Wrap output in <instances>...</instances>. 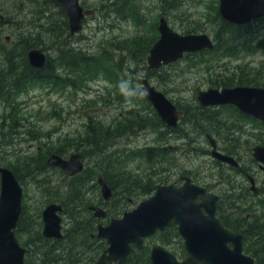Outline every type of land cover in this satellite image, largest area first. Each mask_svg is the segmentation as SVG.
<instances>
[{
    "label": "rangeland",
    "instance_id": "obj_1",
    "mask_svg": "<svg viewBox=\"0 0 264 264\" xmlns=\"http://www.w3.org/2000/svg\"><path fill=\"white\" fill-rule=\"evenodd\" d=\"M173 1L174 3L172 0H79L81 6L93 8L95 13L93 16L86 17L78 34L69 38L63 27L65 18H59L58 8L53 7L47 0H0V15L2 19H8L7 22L0 23V41L12 46L14 41L18 43L22 37L33 38L43 45L36 44L32 48L40 47L50 57L55 53L54 50L51 51V45L56 48L58 44L66 41L70 48L79 49L88 56H106L103 58L105 60L101 61L104 66L95 76H92L91 72L65 70L66 66L62 65L63 68L58 71L59 81L55 85L36 81L35 84L24 86L13 92L14 105L7 106L0 102V166L9 160L18 163L28 156H37L33 155L37 147L43 151L46 148L61 149L69 138L74 139V144H71L74 146L84 134L89 118L92 119V123L110 127L123 121L127 107H139L144 112L150 113L148 116H151L153 111L151 105L142 97V99H136L138 98L137 92L140 90L141 78H146L150 85L173 102L177 108H186L187 112L197 105L195 94L198 90L207 87H220L217 84L220 80L229 77L257 80L259 84L256 86L261 87V83H264V51L256 48H249L237 57L218 58V56L211 55L214 59L210 63L211 70L209 72L204 66L191 67L195 58L190 56H184L175 63L165 65L159 68L156 73L148 70L145 61L147 46L157 38L156 25L160 15L166 19L174 31L180 34H186V32L206 33L211 38L213 37L212 30L215 29L217 23L215 9H217L218 0ZM133 13H135V17H131ZM48 21L54 25V30L46 29ZM259 29L260 23L253 21L251 23L253 37L260 32ZM5 36L9 37L8 41L4 39ZM0 49L2 48L0 47ZM2 52L6 51L2 50ZM119 55L124 57L122 65L127 68V73L122 74L116 66V58ZM2 57L0 52V58ZM78 60L79 57L76 61ZM18 61H23L21 56L18 57ZM65 77L66 80H62ZM235 83L232 84L236 85ZM123 86L128 88L127 93L131 92L128 96L133 97V102L129 104H126V101H123L119 96V93L120 95L123 93ZM230 108L218 106L207 110L215 113L210 115L215 116V119L221 124L227 123L229 127H232V130H229L231 138H228L230 139L228 143L227 139H223V135L218 133L221 132L219 129L213 133H203L202 130L191 129L184 122L185 119L179 118L177 125L182 129V135L168 134L166 131L163 132L162 128L159 129L161 135H164L163 147H167L169 152H166L164 158H157L159 161L154 160L152 165L153 169H161L166 166L165 171L158 170L165 179L163 183L176 178L178 172H187V174L191 172V179L195 184L207 185L211 190L217 188L225 190V198L219 202L217 212L222 211L226 214L225 209L229 207L232 214L227 218L232 224L236 223V226L247 214L252 213L254 219L259 218V220H253L252 223L242 220V229L259 234L260 244H263L264 175L258 170L256 162L250 156V148L264 142V124L249 118L238 119L237 123L236 114ZM133 132L130 135L126 133V135L114 138L115 144L104 146V151L101 154H104L105 151L107 154L116 152L115 146L133 151V149L156 145L154 139L157 137V133L152 128L141 131L134 129ZM205 134L211 136L219 148L232 147V140L238 137V147L235 150L237 154H235L240 167L243 170L245 168L251 170V173L256 176V184L260 188L256 195L252 196L244 191L243 183L244 181L247 183L245 178L235 176L236 174L212 162L213 159L210 155L205 153L209 149ZM176 147L178 150L175 149ZM70 148L67 149L70 150ZM116 155H118L117 152ZM89 158L83 159L84 169H86L87 163L93 165L95 162ZM127 168L133 172L142 169L143 174L149 172L148 166L138 158L130 162ZM60 172L61 174L55 169L52 170L57 178L48 187H54V185H58L59 180L62 182L64 179L69 185L70 179L74 178L67 177L62 171ZM95 174L100 175L98 170ZM95 178L96 176L80 188V190L91 188L90 196H82V199H85L87 204L98 205L106 210L114 206L113 200H118L120 204L125 202L111 217H119L123 211L131 209L140 200L148 197V194L136 195L135 193L122 196L118 190L115 192V198L111 200L112 203L109 201L104 203ZM23 183L24 191L26 188L29 194L28 198L25 195V203L22 208L24 219L29 218L34 223V231L36 230L35 232L38 233L42 227L41 211L46 204L42 203V198L37 193V188L30 183V179H23ZM218 183L221 185L219 186ZM247 185L249 186L248 183ZM66 193L67 188L65 187L57 192L56 197L63 200V194ZM259 200L262 203L259 204ZM78 208L77 204L74 211L77 212ZM59 215L62 232L69 229L71 223L74 225V222L70 223L67 214L64 215L60 212ZM108 215L104 219H96L89 211L84 212V219L90 217L93 226H96L97 223L106 224L110 218ZM89 233L94 235V228L90 229ZM15 237L24 248L26 246L22 241H27L28 245L32 242L27 234L18 235L16 230ZM90 238L87 237L88 242L85 241V243L90 245L94 242L96 250L100 253V248L106 246L105 241L95 238V236H90ZM163 239L164 237H161L160 234L154 235L144 241V248L148 250L150 244L158 243L179 260L184 258L185 253L181 241L178 244V239L175 237ZM49 245L58 249L55 244L49 243ZM71 251L77 255V247ZM243 252L251 256L256 263V257L246 250L245 245H243ZM61 254L62 258L65 257L64 261L68 260L65 251ZM29 263L40 264L32 260Z\"/></svg>",
    "mask_w": 264,
    "mask_h": 264
},
{
    "label": "water",
    "instance_id": "obj_2",
    "mask_svg": "<svg viewBox=\"0 0 264 264\" xmlns=\"http://www.w3.org/2000/svg\"><path fill=\"white\" fill-rule=\"evenodd\" d=\"M56 1L66 14L69 34L81 28L84 16L93 14V10L83 9L78 0ZM218 13L229 23L246 24L251 19L264 16V0H218ZM157 31L158 37L146 57L148 69L173 63L185 53L213 48L207 34H179L169 27L162 16L158 19ZM27 59L32 66L40 67L45 56L41 49L35 48L27 52ZM116 63L123 71L121 55ZM140 83L143 97L159 119L166 126L174 127L179 115L176 106L150 85L147 79L142 78ZM195 98L201 108L228 104L264 123V87H210L197 91ZM208 141L212 157L237 165L231 156L215 149L210 137ZM252 157L264 168V146H253ZM47 162L57 165L68 176L82 170L78 153L66 159L52 156ZM12 179L9 171L0 168V264H24L25 249L18 244L13 231L20 211V198ZM248 179L250 189L256 191L253 178L248 176ZM181 180L177 186L156 185L152 195L139 201L134 208L124 211L119 218H111L106 225L97 224L96 237L104 239L107 247L93 264H121L132 251V245L140 249L143 238L169 226H175L186 255L177 260L172 253L153 244L149 249L150 264H255L253 258L242 251V235L224 228L215 216L217 196L191 183L187 176L181 177ZM97 183L101 197L107 200L111 195L109 186L101 177L97 178ZM198 196L203 197L198 200ZM88 209L94 217L105 215V211L99 207L88 206ZM60 210L59 204H48L42 210L43 235L54 238L61 236L60 217L56 213Z\"/></svg>",
    "mask_w": 264,
    "mask_h": 264
},
{
    "label": "trees",
    "instance_id": "obj_3",
    "mask_svg": "<svg viewBox=\"0 0 264 264\" xmlns=\"http://www.w3.org/2000/svg\"><path fill=\"white\" fill-rule=\"evenodd\" d=\"M47 1L53 7L58 8L59 18H65L63 10L58 7L55 0ZM172 3H174L173 0ZM215 14L217 23L215 29L212 30V38L214 42L213 49H205L195 53L185 54L184 56H190L195 58V61L192 62V64L190 65L191 67H194L196 65L204 66L206 71L209 72V70H211L210 63L214 59L211 57V55H213L214 57L218 56V58L237 57L239 54L246 52V50L249 48H256L264 51V17H261L256 20L260 23V32L258 34H255V36L253 37L250 23L245 25H234L221 19L218 15L217 9H215ZM131 17H135V13H133ZM5 21H8V19H0V23H4ZM63 24V27L66 32V20H63ZM46 25L48 26L47 29L51 28L54 30V25L49 21L46 23ZM36 41L37 40L33 38L22 37L19 42L17 41L18 43L14 41L12 46L8 45L4 41H0V47L2 48L0 49V52L3 55V57L0 58V102L3 105H14L13 92L17 89L23 88L24 86H30L33 83L35 84L36 81L40 82L39 80H42L46 82H51V84L55 85L57 81H59L58 71L63 68L62 65L66 66L65 70L69 69L81 70L83 72H91L92 76L98 74L100 69L104 66L103 64H101V61L105 60L103 58L106 56H88L79 49L73 50V48H70L67 42L64 41L63 43L58 44L56 48H54V45H51V51H55V53H53L52 55L53 58L49 55H46L45 65L41 68H34L28 64L29 62L27 59V52L28 50L32 49L34 45L39 44ZM39 45H43V43ZM151 46L152 44L147 46V50H149ZM2 50L6 52H2ZM19 56H21V59L23 61H18ZM77 57H79L78 61H76ZM158 70L159 69L151 71L156 73ZM62 80H66V77ZM234 82H236V85L256 86L259 84V81L257 80L241 79L234 77H229L227 79L220 80L217 82V84L218 86L225 87L232 86V83ZM261 87H264V83H261ZM127 89V87L123 86V93L121 95L119 93V96L122 98L123 101H126V104H129L133 102V97L128 96L131 92L127 93ZM137 93L138 98L136 99H142L141 94L139 92ZM230 109L234 110V113L236 114L237 118V123L239 122L238 119L248 118L246 115L237 111L234 107H231ZM125 113L126 115L123 116V121L115 123L113 126L110 127H108L107 125H97L95 123H92V119L89 118V122L85 127L84 134L82 135L81 139H79L78 143L75 144L76 146L74 145L76 149L81 148L79 150L81 151V156L83 159H85V155H88L90 156V160L95 161L93 165L87 163V165L85 166L86 169L83 168L80 173L72 176L74 178L71 177L72 179H70L71 181H69V187L67 190L68 199L70 198V200L61 201L62 206H66L65 212L68 213L74 221L79 218V215H81L80 188L86 183V177H91L92 179L94 176H97L95 174L96 170H98L100 175H102V177L106 180V182L112 189V195L109 202H114V206L107 210L109 216H113L116 211L119 210L121 206L125 203L123 202L120 204L118 200H113L111 202V200L115 198L114 196L116 191L120 190L122 196H128L134 193L136 195L150 194L153 191L155 185L165 182L164 177L159 173L158 170L165 171L166 166L161 169H153L152 165L154 160L159 161L157 158H164L166 152H169V149L167 147H163L162 141L164 139V135H161L159 129L162 128L163 132L166 131V133L168 132V134L174 133L177 136L179 135V133L182 135V129H180L178 125L175 128L167 127L160 121L155 112L152 111L151 116H148L150 113L144 112L139 107H127L125 108ZM210 114L215 113L209 112L207 111V109H202L198 105H195L194 107H192L191 110H188V112L186 111V108L183 109L180 118L182 120L185 119L184 122L188 124L191 129H197L200 131L202 130L203 133H213L216 129H219L221 132L218 133H221L223 135V139H227L226 142L228 143V140H230L228 138H231V136H229V130H232V127H229L227 123L221 124V122L215 119V116L213 117V115ZM222 126L229 128H222ZM147 128H152V130L157 133V137H155L154 139L156 145L146 146L138 148L136 150L133 149V151H128L125 147L116 148L115 146L118 155H116V152L107 154L106 151L104 154H101L104 151V146H106L107 144H110V146L115 144L116 141L114 138L120 137L123 134L126 135V133L127 135L133 134L134 129L141 131ZM235 140H238L237 137L232 141V143L238 144V141ZM73 141L74 139L69 138L67 139L66 144L71 146V144H74ZM236 149L237 148L228 147L227 151L229 153H236ZM38 150H40V152L35 157L41 158V156H43L50 149L46 148L45 151L41 149ZM111 154L114 156H112ZM137 158L148 166V173L143 174L142 169H137V172L128 170L127 165L130 162L137 160ZM63 182H65V179L62 180V184ZM45 188L46 186H44V191ZM76 203L78 205L80 204L77 212L74 211L77 207ZM258 203L260 204L262 203V201L259 200ZM89 204L91 203H88L87 205ZM245 208L249 209L247 206H245ZM61 213H63V207ZM225 213L227 214V216L222 211L220 212L221 215L219 214V218L223 225L234 231L240 232L243 236V245H245L246 250L248 252H251L253 256L256 257L255 264H264V239L263 244H260L261 240L260 238H258L259 234L257 235V233L255 234L254 231L242 229V220L248 223H252L253 220H259V218L254 219L251 213L249 218L241 219V221L238 222L239 225L237 224L236 226V223L232 224L227 218L228 215H230L227 210V207L225 209ZM250 218H252V220H249ZM20 222L21 217H19L15 228L17 234L21 227ZM92 225L93 222L90 217H86L82 226L79 225L77 222L74 223V225L73 223H71L69 229L64 230L62 237V239H64L66 243L65 245H67L66 248H73V242H70V240L75 236L77 238H83L86 240L88 237L87 232L90 231V229H93ZM159 234L161 237H164L163 240H165V238L169 239L172 237L178 239L174 227L167 228ZM22 243L24 244L25 242L22 241ZM177 243H180L179 239ZM61 247L63 248L64 245ZM85 249L89 256L90 262V250L94 251V248H91L90 245H87ZM48 255L50 256V258H52L50 260L52 261L54 259L52 253H48ZM33 258L35 261L42 262L41 259L37 258L36 250L33 253ZM24 264H26V261H24ZM125 264H149L147 248L143 247L140 250H134L127 257Z\"/></svg>",
    "mask_w": 264,
    "mask_h": 264
},
{
    "label": "flooded vegetation",
    "instance_id": "obj_4",
    "mask_svg": "<svg viewBox=\"0 0 264 264\" xmlns=\"http://www.w3.org/2000/svg\"><path fill=\"white\" fill-rule=\"evenodd\" d=\"M1 18H2V16L0 15V19ZM5 22H7V21H5ZM67 30H68V21H67ZM6 37H7V39H6ZM72 37H74V35H69V38H72ZM4 39L6 41L9 40L8 36H5ZM209 108H211V107H209ZM205 109L208 110V108H205ZM177 110L179 111V115H180V113L182 114V112H183L182 108H177ZM222 128H229V127L222 126ZM237 139H238V137H237ZM245 146H249L250 147V145H248V144H245ZM68 147H71L70 150L67 149ZM232 147L233 148H237L238 144H233L232 143ZM74 149H75V152H73ZM175 149L178 150V147H176ZM216 150L219 151L221 154L231 156L235 160L237 165L233 166V165H231V164H229L227 162L217 161V160H215L216 158L211 156V158L213 159L212 162L215 165H217L219 167H222V168H226L227 170L231 171V173L236 174L235 176H241V177L245 178L246 182L249 184V186L244 181V183H243L244 184V191L247 194H250L252 196L256 195V194L251 193V191L249 190L250 183H249L248 176L251 175L253 177L254 181L256 182V176L253 175V173H251L252 171L249 170V169H246V168H245V170H243L239 166L240 164L238 165L239 160H238V157L235 155L234 152L229 153L227 151V148H221V147L219 148L217 145H216ZM78 151H79V149H76L75 146L72 147V145L69 146L68 144H65V146H63V148H61V149L55 148V149L47 151L43 156H41V158H37L36 159V157L32 158V157L28 156L27 158H23L18 163H16V161L10 162V160H9L8 162L2 163L3 165L0 166V168H5V169L9 170L12 173V175L14 176L16 181L18 182V184L20 186V189H21V203H20V211H19V217H21V222H20L21 223V227H20V230L18 232V235L19 234L23 235V233H25L32 240L31 244H29V245L27 244V241L24 243V246H26L25 255H24V261H26V264L27 263L30 264L29 263L30 260L34 261L35 263H40V264H61L62 261H64V259H65V257L64 258L61 257V255H62L61 253L64 252V251L67 254L68 260L64 261L62 264H93L98 259L99 255L102 253V250L104 249V247L103 248L101 247L100 248L101 252L99 253V251H97L95 246H94V242H92L90 244V247L91 248L93 247L94 251L90 250V252H91V260L89 262V256H88V254L86 252V249H85L87 247V244L85 243V241L88 242L87 239L86 240L83 239V238L80 239V238H77L75 236L74 238H72L70 240V242H73V244H72L73 248H75V247L79 248V249H77V255H74L72 253L71 249L66 248L67 245H65L66 244L65 241H64V239H62L64 231L62 232V234H61V236L59 238H52V237H47V236L43 235V227H41L40 232L37 233V232H35L36 230L34 231V223L29 218L27 220H25L23 212H22V208H23V205L25 203V195H27V198H28V195H29L28 194V190L25 188V191H24V187H23L24 186L23 179H27V178L30 179V183L33 184L37 188L36 191L39 194V196L42 198V203H44V204L55 203V204L62 205V203H61L62 200L58 199L56 197V194H57V192L63 190L65 187L68 190L69 185L67 186L66 180H65V182H63V184L59 180L58 185H54V187H48V185L50 183L54 182L56 180V178H57V176L52 173V170L55 169V171L59 172L60 174H61L60 171H62V170L57 165H50V166L48 165L49 166L48 167L47 166V159H49L53 155L58 156V157H62L63 159H66L72 153L74 154V153H77ZM39 152H40V150H38V147H37L36 150H34V153L37 155ZM247 152H248V150H247ZM78 153H81V151H79ZM205 153L206 154L210 153V146H209V149H207L205 151ZM35 154H33V155H35ZM87 157H89V156L85 155L84 158H87ZM44 160H46V161H44ZM82 160H83V158H82ZM13 165H15V166H13ZM256 167L264 175V168H261L260 165L257 162H256ZM45 170H46V172H45ZM189 174H190V176L192 175L191 172H189ZM181 175H185V174H179L176 178H173L172 180H170V182H175L177 184L180 183L178 180L181 177ZM97 176L102 177V175H97ZM91 180H92L91 177L90 178L86 177V180H85L86 183L85 184H88ZM220 182H222V181H220ZM218 185L220 186L221 183H218ZM263 185H264V183H263ZM44 186H46L45 191H44ZM234 186L237 188L236 185H234ZM200 187L204 188L205 192H212L213 194L217 195L218 196V200H220V201L225 198V190H223L222 188H217L215 190L214 189L211 190L209 188V186H207V185H200ZM90 189L91 188H89V189H81L80 190L81 215H79L78 220L72 221L74 223L77 222L81 226L83 225L84 220H85L84 219L85 218L84 212L88 211L87 201L85 199H83L84 200L83 201L82 200V196L89 197L90 196L89 195ZM236 192H235V195L237 194ZM44 193H47L48 196L45 197ZM63 195H64V199L63 200H65V201L66 200H70V198L68 199L67 193L63 194ZM228 197H227V199H228ZM62 207H61V211H62ZM84 208H86V209H84ZM108 209L109 208H107V210ZM107 210L105 209L106 212H107ZM65 211H66V207L64 206L63 213H65ZM219 214H220V212H219ZM250 214L251 213L247 214L246 218H249ZM22 215H23V223H22ZM18 220H19V218H18ZM249 220H252V218H250ZM92 227L95 229V226L92 225ZM89 232L90 231L87 232V235H88ZM90 236L93 237L94 235L89 233L88 237L90 238ZM55 240H58V241H55ZM49 243H51L52 245H54V244L57 245L58 249H54L51 245H49ZM63 245H64V247L62 248L61 246H63ZM35 250L37 251V258L41 259L42 262L34 260L33 253H34ZM57 251H59V253H57ZM48 253H52V255H53L54 259L52 261H50L52 258H50Z\"/></svg>",
    "mask_w": 264,
    "mask_h": 264
},
{
    "label": "bare ground",
    "instance_id": "obj_5",
    "mask_svg": "<svg viewBox=\"0 0 264 264\" xmlns=\"http://www.w3.org/2000/svg\"><path fill=\"white\" fill-rule=\"evenodd\" d=\"M31 9V8H30ZM24 18V17H23ZM36 18V17H35ZM2 19V18H1ZM31 24V23H30ZM45 24V23H44ZM39 28V27H38ZM47 29V28H46ZM48 30V29H47ZM36 36V35H35ZM9 38V37H8ZM34 41V40H33ZM32 49H35V48H32ZM39 49H41L42 50V53L43 54H45L46 52H44L43 51V49L42 48H40L39 47ZM29 51V50H28ZM5 54V53H4ZM45 62H46V54H45V59H44V62H43V64L40 66V67H34V66H32L30 63H28L29 65H31L32 67H34V68H41V67H43L44 65H45ZM20 72V71H19ZM40 82H44V83H51V82H46V81H42V80H39ZM180 134V133H179ZM259 135V134H258ZM233 136V135H232ZM233 141V140H232ZM235 141H239V140H235ZM71 142V141H70ZM241 142V141H240ZM71 144V143H70ZM256 145H260V146H264V142L262 143V144H255L254 146H256ZM73 147V146H72ZM82 147V146H81ZM79 149H81V148H79ZM80 151V150H79ZM78 151V152H79ZM74 152H75V149H74ZM77 152V153H78ZM33 154H35V153H33ZM73 154V153H72ZM71 154V155H72ZM36 155V154H35ZM53 156H55V155H53ZM47 157V156H46ZM52 157V156H51ZM50 157V158H51ZM56 157H58V156H56ZM90 157V156H89ZM49 158V159H50ZM58 158H60V159H63L62 157H58ZM36 159H37V157H36ZM90 159V158H89ZM44 161H46V160H44ZM90 161V160H89ZM50 166V165H55V164H51V163H48L47 162V166ZM48 166V167H49ZM53 167V166H52ZM52 169V168H51ZM3 170H6V171H9V170H7V169H5V168H3ZM47 170V169H46ZM10 172V171H9ZM11 173V172H10ZM65 176H66V174H64ZM11 176H12V180H14V184H15V189L18 191V193H19V198H20V201H19V206H20V203H21V189H20V186H19V184H18V182L16 181V179L14 178V176L12 175V173H11ZM185 176H187V174L185 175ZM13 183V182H12ZM109 186V185H108ZM109 188H110V190L112 191V189H111V187L109 186ZM232 188V187H231ZM204 189V188H203ZM205 191V190H204ZM44 195H45V197L46 196H48V194L47 193H44ZM83 200V199H82ZM84 201V200H83ZM52 204H55V203H52ZM62 206V205H61ZM66 207V206H65ZM63 208H64V206H63ZM85 209V208H84ZM20 210V209H19ZM227 210H228V212L230 213V215L232 214V210L229 208V207H227ZM63 214H67V218L70 220V223L72 222V221H74L72 218H71V216L68 214V213H63ZM72 214V213H71ZM247 216V215H246ZM246 216H245V219H246ZM250 217V216H249ZM170 227H172V226H170ZM95 230V229H94ZM95 236V235H94ZM96 238V237H95ZM37 240V239H36ZM43 241V240H42ZM82 244V243H81ZM48 245V244H47ZM83 245V244H82ZM99 245H102V243H99ZM157 245H159V246H161V247H163V245H161V244H158L157 243ZM164 248V247H163ZM25 249V248H24ZM44 250V249H43ZM24 255H25V251H24ZM126 262V261H125ZM125 262H123V263H121V264H125ZM62 264V263H61ZM107 264H114L113 262H111V263H107Z\"/></svg>",
    "mask_w": 264,
    "mask_h": 264
}]
</instances>
